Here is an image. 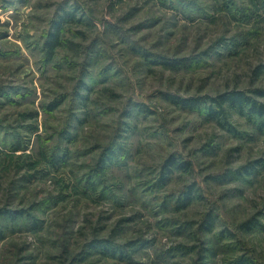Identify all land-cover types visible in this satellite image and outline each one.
Instances as JSON below:
<instances>
[{"label":"rangeland","instance_id":"374dc122","mask_svg":"<svg viewBox=\"0 0 264 264\" xmlns=\"http://www.w3.org/2000/svg\"><path fill=\"white\" fill-rule=\"evenodd\" d=\"M259 89L264 0H0V264H264V124L167 97Z\"/></svg>","mask_w":264,"mask_h":264},{"label":"trees","instance_id":"16d2710c","mask_svg":"<svg viewBox=\"0 0 264 264\" xmlns=\"http://www.w3.org/2000/svg\"><path fill=\"white\" fill-rule=\"evenodd\" d=\"M58 33L51 39L50 48L53 51L59 44ZM164 62V61H163ZM259 95L264 96V89L257 90ZM170 101L176 105L190 109L198 110L205 113L207 116L219 120L227 113V105L236 108L239 111H247L250 116L261 119L264 124V102L257 100L256 98L249 96L245 91L231 90L218 96H180L176 94H167ZM57 103L54 104L51 109L56 108ZM190 166V162L180 161L176 155L170 156L164 167L163 178L165 179L174 168L187 169ZM186 200H191V196H187ZM7 216L16 218L15 212H9ZM245 229L252 230L256 227H264L261 222L256 219H251L242 224ZM100 245L110 248L109 244H105L104 240L100 241ZM249 258L241 256L235 264H253Z\"/></svg>","mask_w":264,"mask_h":264}]
</instances>
